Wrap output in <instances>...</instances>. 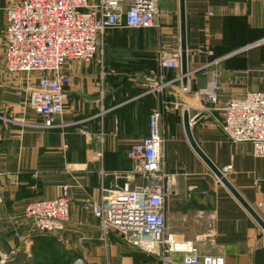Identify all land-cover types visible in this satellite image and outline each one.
Returning <instances> with one entry per match:
<instances>
[{"label": "crops", "instance_id": "0c3cea01", "mask_svg": "<svg viewBox=\"0 0 264 264\" xmlns=\"http://www.w3.org/2000/svg\"><path fill=\"white\" fill-rule=\"evenodd\" d=\"M17 1L0 0V170L8 172L0 181V237L16 226L22 235L0 240L7 252L16 249L9 264H71L78 258L88 264H159L115 231L105 234L83 203L87 196L100 198L102 187L127 182L134 165L130 147L148 136L150 115L165 107L171 111L164 114V160L174 181L166 202L168 232L178 240H196L203 254L223 255L225 264H264V229L193 149L185 111L177 106L188 107L199 146L219 168L232 166L227 178L264 220V157L254 156L250 142L229 139L222 127L229 98L264 91V0H185L190 91L182 90V81L168 85L164 94L148 85V76L159 71L160 50L181 55L180 0H160L158 26L141 30L137 40L109 30L102 64L74 60L65 66L71 81L54 127L36 125L41 119L28 104L26 86L37 75L5 67L6 8ZM112 44L121 49L117 55L134 50L137 65L130 72L109 70L123 67V61H110ZM215 70L219 100L205 102L200 91L209 87ZM180 73L181 68L164 70L167 80ZM62 184L73 185L65 230L28 238L25 206L55 197ZM184 255L174 254L177 264H184Z\"/></svg>", "mask_w": 264, "mask_h": 264}, {"label": "built area", "instance_id": "2783aa9c", "mask_svg": "<svg viewBox=\"0 0 264 264\" xmlns=\"http://www.w3.org/2000/svg\"><path fill=\"white\" fill-rule=\"evenodd\" d=\"M160 13V0H19L10 4L3 29L5 65L10 72L37 75L36 82L28 83L25 90L33 114L42 119L36 125L59 124L65 87L71 81L64 70L68 62L102 64L105 36L110 29L156 27ZM158 63L162 69L180 68V54L160 50ZM219 93V72L215 70L209 87L200 94L205 102L217 103ZM222 111L226 136L234 142H250L254 156L264 157V91L231 97ZM162 116L161 112L153 113L148 136L130 147L134 165L126 174L127 182L123 186L102 187L100 198L87 196L83 207L100 220L105 234L117 231L126 243L161 264H177V252L185 254L184 264H225L223 255L203 254L195 242L177 240L167 232L166 202L174 192V181L165 167L167 138ZM81 133H87L85 126ZM231 169L228 165L222 172L226 174ZM4 174L0 172V176ZM72 188L71 184H62L55 197L34 200L25 206L23 216L34 231L65 230ZM0 254V264L10 262L7 252L0 249ZM71 264L88 261L78 258Z\"/></svg>", "mask_w": 264, "mask_h": 264}, {"label": "rangeland", "instance_id": "374dc122", "mask_svg": "<svg viewBox=\"0 0 264 264\" xmlns=\"http://www.w3.org/2000/svg\"><path fill=\"white\" fill-rule=\"evenodd\" d=\"M161 7V6H160ZM5 20H6V17H5ZM158 26V25H157ZM156 26V27H157ZM156 27H152V28H156ZM152 28H139V29H137V28H117V29H115V28H113V29H110V33L112 32V34H118V33H123L122 35H124L125 36V39H129V40H137L138 38H140L141 36H142V31L141 30H146V29H152ZM115 30H117V31H115ZM5 45H6V41H5ZM106 46H108V44L106 43ZM111 46V48H112V51H113V53L111 54V59H110V61H111V63H114V62H121V61H123V67L122 68H114V67H112V66H110L111 68H109V70L111 71V72H121V71H123V72H130L131 70H132V68L133 67H135L136 65H137V60L136 59H134V56H135V52H133L134 50H132V49H122V53L120 54V55H117L118 53H116L118 50L119 51H121V49H115L114 48V46L115 45H110ZM133 52V53H132ZM126 53V54H125ZM158 54H159V52H158ZM180 59H181V55H180ZM76 61H80V60H76ZM212 63H208V64H206L205 66H209V65H211ZM5 67H6V65H5ZM181 68V67H180ZM7 69V68H6ZM164 70H167V69H162L161 67H159V71L153 76H148L149 77V81H148V85H149V89H150V91H155V92H159V93H161V94H164L165 92V88H167L168 87V85H170L171 83H174V82H177V81H182V75H181V73H180V75L177 77V78H175V79H173V80H167L166 78H165V76H164ZM9 71V70H8ZM10 72V71H9ZM16 73V72H15ZM190 74V73H189ZM188 77H189V75H188ZM144 79V78H143ZM145 80V79H144ZM146 81V80H145ZM184 87H187L188 88V90H183V88ZM182 90L183 91H190V89H191V87L188 85V82H187V85L186 86H184L183 84H182ZM177 106H178V108H182V109H184V111L185 110H188V107L187 106H185V107H183L182 105H181V103H179V102H177ZM170 112L171 110L169 109V107H165L164 108V110H162L161 111V109H160V111L159 112H161L162 113V117H163V121H164V114L166 115L167 114V112ZM189 111V110H188ZM152 115V114H151ZM151 115H150V117H151ZM223 117H224V115H223ZM41 119V118H40ZM191 120H193V118H191ZM40 123H42V119H41V122ZM223 123V122H222ZM59 125V124H58ZM84 126H82L79 130L81 131V129L83 128ZM229 138V137H228ZM230 139V138H229ZM253 146V145H252ZM164 159H165V156H164ZM221 169V171H222V168H220ZM3 170H0V172H2ZM5 172V174L4 175H2V176H0V181L2 180V177L3 176H6V175H8V172H6V171H4ZM224 173V172H223ZM225 176H226V174H224ZM227 177V176H226ZM0 192H1V190H0ZM1 194V202H2V200H3V197H2V193H0ZM0 202V203H1ZM22 218H23V220H26L25 221V223H26V227L28 228L27 229V233H28V238H30L31 237V239H33V237H34V235H36V234H45V233H39V232H36V231H34V229L32 228V226H31V224H30V222L24 217V216H22ZM100 221V220H99ZM1 222V221H0ZM20 223V221H18L17 223H15V225H17V224H19ZM103 230V229H102ZM110 231H115V230H110ZM109 231V232H110ZM104 232V231H103ZM120 237H121V235L117 232V231H115ZM167 232H168V229H167ZM169 233V232H168ZM169 234H172V233H169ZM173 235V234H172ZM174 236V235H173ZM18 238H21L22 239V235H21V229H19L18 228V226H16L15 228H13L11 231H10V235L8 236V235H2L1 237H0V240H19ZM27 238V239H28ZM122 238V237H121ZM175 238V237H174ZM123 239V238H122ZM178 240V239H177ZM180 241H185V240H180ZM186 241H193V242H195V244H196V240H186ZM0 249L2 250V251H5V252H7L6 251V247H5V244H3V243H1L0 242ZM12 251H10V252H7L9 255H12V258H15V257H17V254L15 253V251H16V249L14 248V249H11ZM139 250V249H138ZM140 251V250H139ZM142 252V251H141ZM144 253V252H143ZM144 254H146V253H144ZM158 261V260H157ZM159 262V261H158ZM7 264H9V263H7ZM10 264H13L12 262L10 263ZM159 264H161V263H159Z\"/></svg>", "mask_w": 264, "mask_h": 264}, {"label": "water", "instance_id": "95a60500", "mask_svg": "<svg viewBox=\"0 0 264 264\" xmlns=\"http://www.w3.org/2000/svg\"><path fill=\"white\" fill-rule=\"evenodd\" d=\"M180 32H181V75H182L183 85L186 86L188 82V75L191 70L188 68L185 0H180ZM202 115H203L202 113L198 114L197 116H195L194 120L199 119V117ZM183 125L185 128L187 138L193 149L204 160V162L220 179V181L234 194V196L240 201V203L250 212V214L257 220L260 226L264 229V220L261 218V216L256 212V210L250 204H248V202L242 197V195L238 192V190L234 188L232 183L224 175L221 169L212 162V160L208 157V155L204 152V150L199 146V144L195 140L191 130L192 120L188 110H185L183 114ZM0 261H1V254H0Z\"/></svg>", "mask_w": 264, "mask_h": 264}]
</instances>
